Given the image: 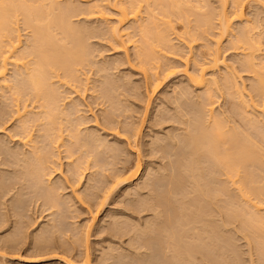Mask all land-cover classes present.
Here are the masks:
<instances>
[{"label": "rangeland", "instance_id": "374dc122", "mask_svg": "<svg viewBox=\"0 0 264 264\" xmlns=\"http://www.w3.org/2000/svg\"><path fill=\"white\" fill-rule=\"evenodd\" d=\"M56 1L57 5L73 6L74 13L69 20L77 29L79 25L84 28L90 58L88 63L75 68L78 81H70L72 86L64 84L66 79L61 71L60 81L53 79L60 92L57 99L60 104L57 103L71 121L65 120L61 113L51 126L50 137L43 135L46 121L38 114L39 100L31 94H21L14 99L12 91L0 87V264H66L67 257L81 264L85 252L90 264H264V203L256 210L252 206L257 201L253 194L249 196L250 201L244 202L237 189L239 184L235 182L239 177L244 179V175L232 176L234 182L231 183L225 174L220 172L222 175L217 176V172L216 177L221 181L219 187L218 180L208 175L213 167L206 159L200 165V175L178 167L191 155L189 136L194 135L199 126L208 127V116L212 114L209 111L213 112L212 117L222 118L224 130L234 127L242 137L250 136L264 154V120L259 110L264 107V100L253 89L257 72L250 66L247 68L244 57L249 50L239 40L240 32L245 29L250 34L249 40L252 37L257 42L253 53L259 60L264 58V0H244L241 20L230 16L231 0H226L223 6L220 0H204L201 5L203 0H189V4L187 0L181 8L187 18L168 13L173 26L168 34L171 44L166 48L157 47L155 68L146 65V73L139 67L135 47L126 44L122 50L111 36L110 28L118 24V12L110 5L113 0ZM154 1H141L139 15L128 17L117 26L132 37L135 44L141 40L140 33H136L137 24L146 21L151 10L153 15L160 14L162 5L157 6ZM194 1L200 6L206 5L201 11L193 7L197 10L189 14L187 8L195 5ZM94 4L99 6L101 14L96 13V8L91 12ZM222 10L232 18L230 30L223 34L219 24L221 15H218ZM204 11L207 14H203ZM208 11H212V18L208 17L211 24L208 22L210 26L206 28L201 26L204 21L199 20V24L195 19L206 17ZM196 12L203 17L193 16ZM21 21L17 22L19 50L25 48V43L30 44L32 34ZM196 22V28L202 30L204 26L206 30L201 33L197 29L201 34L197 38V32H193ZM190 33L195 34L196 39L189 40ZM126 35L122 39H126ZM213 50L219 57L214 67L208 63ZM201 65L204 82L196 86L188 80L184 70L195 75ZM13 69L12 65H7V77L13 76ZM165 71L170 74L163 75ZM153 72L159 75L154 89L150 84ZM212 78L217 79L216 86L210 82ZM237 88L243 97L239 96ZM23 104L27 106L28 116L36 115L41 119L27 121L22 132L20 124L25 117L19 116L16 108ZM241 113L246 115L244 119L248 115L258 122L251 125L242 119ZM70 130L87 138L82 140L81 137L79 142L71 144V154L66 149L71 141ZM58 133L62 143L59 147L52 143ZM19 136L24 139L18 141ZM135 144L138 151L132 147ZM32 150L41 157L50 156L45 170L38 171L40 174L33 170L37 167L33 166L36 158L33 159ZM136 163L140 164L136 178L109 188L112 175L128 171ZM75 169L83 174L79 184L74 183ZM262 170L248 172L264 202ZM178 173L181 177L176 180L174 176ZM193 177L211 192L226 187L213 196L211 203H206L198 195ZM222 182L224 184H220ZM107 188L112 190L107 191ZM47 195L54 201L47 199ZM104 195L108 197L104 199ZM164 197L169 199L168 203ZM49 199L54 206L48 205ZM252 214H258L263 223ZM186 221L190 222L182 230ZM168 222L181 233L180 240L192 247V259L171 249L169 233L162 228ZM205 225L215 229L219 238L214 244L202 247L193 228ZM36 236L48 240L41 249L35 244ZM7 237L13 239L5 242ZM203 241L209 243L208 238Z\"/></svg>", "mask_w": 264, "mask_h": 264}, {"label": "bare ground", "instance_id": "6f19581e", "mask_svg": "<svg viewBox=\"0 0 264 264\" xmlns=\"http://www.w3.org/2000/svg\"><path fill=\"white\" fill-rule=\"evenodd\" d=\"M141 1H143V0H113V2L111 1L112 3L111 4L109 3V4L111 6H113L116 9V11L118 12L117 13L118 24H122L125 20L128 19V17L136 18L140 13ZM155 1L157 3V6H159L158 4L162 5V7L160 6V9H161L160 14H159L160 16L156 15V14L153 15L152 10H151V12H149V13H151V15H147L148 18L146 17L147 20L146 21L143 20L144 23H142L143 21L141 23L137 22L138 23L137 27H135L136 30L138 28V31L136 33L138 34V32H139L140 33L139 35H141V37H140L141 38V40H140L141 44L139 43L140 45L135 44L136 41H134L132 37L126 35L125 33H122L124 31L122 28L121 29L119 27L117 28L118 24L115 25L116 27L113 26L109 30L111 33V36L115 40L117 46L119 48H121L122 50H125L126 44H129V45H132L133 47H135L134 53L136 55V58L139 59L138 60L139 65H140L139 67L141 68V70L144 73L147 72L148 66H151L150 69L155 68V66H154L155 60H156L155 53H156L157 47H161V48L165 47L166 48V46L169 47L171 44L170 38L168 36L170 35L169 32L171 33L170 30L173 28V26L170 24L171 21L168 18V13L170 12V14H171L173 12V13L177 14L179 17L184 15L183 17L187 18L185 16V13H183V10L181 9L182 6L184 7L183 4H186L187 0H155ZM198 1H197V3H196V1H194V3H193L195 5L197 4L196 6L191 4L192 6L190 5L191 7L190 6L188 7L191 9L187 8V10H189V14L191 12L194 13L198 8H199V10H197V11H201L204 8V6L206 5V4L204 6L202 5L203 6L202 7L200 5L203 4L202 2H204V0L201 1V3L199 2L200 5H198ZM220 1H221L222 6L226 3V0H220ZM106 2L108 3L110 1H106ZM244 2H245L244 0H231L232 14L230 16L233 19L235 18V19L241 20L244 17L243 16L244 15V12H243V5H244L243 3ZM57 3L58 2L56 0H44V1L43 0H0V87H4V88L8 89V91L9 90L12 91V94L15 95L14 99H18V97L21 94L23 96H25L27 94H31L36 98V100L37 99L39 100L40 103L38 106H40V109H39L40 112H38V114L40 113L41 118L42 119L44 118L46 121L45 122L46 124L43 123V125L45 124V126H43V133H44L43 135H45L47 137H50L52 135L53 129L51 126L54 123L55 119L59 115H61V113L64 112V109L62 112V108L60 107L61 105L59 106L60 100H57V99L59 97L58 94H60V92L58 91L57 85H55L56 87L54 86L55 80L53 81V79L58 78L57 81L59 82L60 81L59 79H61L63 76H65V77H63L64 80L66 79L65 81H63L64 84L67 85V83H68L69 87L72 86V83H70V81L73 83L78 81V78H76L77 76L75 74V72H76L75 68L78 67L79 65L81 66L83 63L84 64L88 63V59L90 58V57L88 58L89 55L87 54L89 52L87 50L88 48H86L87 46H85L86 45L85 40L87 38H84V32H83L84 28L81 27L82 25L81 26L79 25V28L77 29L76 25L75 24L73 25L69 20V17H71L74 13L73 6L70 7L69 4H67V6H62V5H66V4L57 5ZM187 4H189V0H188ZM68 7H70L71 9H69ZM98 7L99 6L95 5V4L91 5V8H92V9L90 8L91 12H93L92 10H94V8H96L97 9L96 13L101 14V11L98 9ZM193 7L197 8V9H193ZM87 12L89 13L90 11H87ZM71 13H72V15H71ZM199 13L196 12L193 16H195L196 14L197 15L202 14V13H200V14ZM208 13H209V11H208ZM210 13L206 16L207 18L210 15L212 18V13L211 14ZM219 13H218V15H221L220 16L221 19L219 20L220 21L219 22L220 33L223 34V33L228 32L230 30L232 18L229 15H226L224 10H222L221 14H219ZM203 14H207V11L206 12L204 11ZM19 15L21 16V18L18 17ZM155 15L157 16V18ZM206 17L199 18V16H197L195 21H197V22L199 20L201 22L204 21L203 24L199 23L200 21L198 23L201 24V26L205 25V27L208 28L210 26L209 24H211L210 23L211 21H209L210 17L208 18V20L206 19ZM19 19L20 20L22 19V21H21L23 23L22 25L24 27H26V29L30 28L29 31L32 32V34H30L31 36H29L31 39V40H29L30 44H29V42L27 40L28 38H27L26 40H27L29 45L27 46L25 43L24 44L25 48H22L20 50H19V48H21L20 47L21 40H20V33L18 30L19 28H18V24H17ZM187 22H188V19H187ZM197 22L194 24V27H193L194 28L193 32L195 34L197 32V29H198V27L197 28L195 27L196 24L198 25ZM208 22H209V24H208ZM120 26H122V25H120ZM203 27H202V30H201V28L198 29L199 31L201 30V33L202 32L204 33L205 27L204 28ZM81 28H82V30L80 31ZM195 28H196V31H195ZM245 28H247V27L245 26ZM56 30H58L57 33H59V32L60 33L59 34L55 33ZM248 30H249V28H248ZM245 31L246 30L244 29V31L242 30L243 33L240 32L241 37L239 36L240 37L239 40L243 45H245L244 46L245 49H247V51L249 50V52L245 53L246 55L244 57V58H246L245 59L246 66L248 65L247 68L250 66L252 71H254L255 73L257 72L256 73L257 74L256 75L257 81H256V85L253 87V89L256 90L257 93L259 94V96H261V99L264 100V58L259 60L258 57H256L257 55L255 56L254 53L256 51L254 48L255 47L257 48L258 46H257V44H254V43H257V42L256 41L254 42V39L252 37H251V40H253V42L251 40H249L250 37L248 38L247 36H250V34H248V32L247 31L245 32ZM86 32H88V31H86ZM199 33L200 32H197L196 38H197V35ZM246 33H247V35H245V36L247 38L244 36V34H246ZM191 34L192 33L189 34L190 35L189 40L196 39L194 36L195 34H193V35H191ZM58 35H59V37H58ZM125 35H126V39H122V37H124ZM199 35H201V34H199ZM239 40L237 43H240ZM242 40H243V42H242ZM216 43L217 44L219 43V39L216 40ZM26 46L28 49L26 48ZM216 52H217L216 50L215 51L213 50V52L211 54V58H209L208 63L211 64L210 66H212V67L216 66L217 63L219 62V57L217 56ZM26 58H29V59L26 61L25 60ZM255 60L256 61L258 60V61L256 62ZM8 64L12 65L14 68L13 69L14 70L13 76L11 78L9 76L8 77L6 76ZM146 65H148V66L146 67ZM198 67H199V68H197L198 70L196 69L198 71V73H196L197 72L196 71L194 73L195 75L188 73L187 70H184V74L186 75L188 80L190 82H192L193 85L202 86V84L204 82V77H203V74H204L203 69L204 68L202 67V65L198 66ZM252 67H255L254 70ZM256 67L258 68V70ZM59 71H61L60 74L63 75L61 78L59 77V76H61V75H59ZM165 72L163 74L165 76L170 74V71H168L166 73ZM146 75H150V74H146ZM148 78H149V76H148ZM225 79H227V77ZM216 80L217 79H215V78L211 79L210 82L213 84V86L215 84L217 85ZM158 81H159L158 73L153 72V78L151 79V83H150L153 85V89L157 86ZM212 84L211 85L209 84V85L212 86ZM59 87H61V85ZM208 91H210V88L208 89ZM238 94L240 97L241 96L243 97V95L240 94L239 89H238ZM26 107H27L26 104H23L21 108H16V113L19 116L25 117L20 124V126L22 128V132H23V129H25V123L27 121H29V120L35 121V120L41 119L39 117H38L39 118L38 119L36 115L28 116L27 115L28 111H27ZM73 109H75V108H73ZM259 110L261 113L260 116H262V120H264V107H262V109H259ZM209 112L213 114V112H211V111H209ZM242 114L243 113H241L242 119L245 121L248 120L249 123H251V125H253V124L256 125V123L258 122V121H256L255 118H253V119H252V117L249 118L248 115H247L248 118L245 117V119H244L243 117L246 115L244 114L242 116ZM63 115H64V118L66 120L67 117H65L64 113H63ZM67 115L70 116V112ZM71 115H72V113H71ZM211 115L208 116L210 118L208 127L205 128V126H204V128H203L201 126H199V127L197 126L198 129L195 133H193L194 135L191 134L192 137L189 136V138L190 137L191 138L187 139V140H189L188 142H190L191 155L186 160L185 163L178 164V167H183L184 171H189V172H193L197 175H200V171H201L200 169L202 168V166H200V165L206 159L207 162H209V163L211 162V166L213 167V172L209 173L208 174L209 176H211L213 179H215V178L219 179V177H216L217 172L219 174V175L217 174V176H220L223 173V175L225 174L224 176H226L231 183L234 182L231 178L232 176H235L239 173H242L241 176L244 175L243 176L244 179L239 177V181H235L236 183L238 182V184H239L237 189L239 191H241L240 195H241L242 199L244 200V202H246V203L248 201H250L249 196H251L253 194L255 196V198H257V201H256V203H253L252 206L256 210H258V208L264 202H263L262 198L259 197V195L261 193L259 187L255 184L253 176L248 171L251 169L257 170L259 173L261 171H263L262 169H264V154H261V151L259 150L261 148L258 145H256L255 142H253L251 140L252 138H250V136H247L248 137L247 138L246 135L243 134V135H245V137L244 136L242 137L241 135H239L242 133H240L239 131H236L237 129H233L234 127L231 128L232 130L230 128H229L230 130L229 129L224 130L225 123L222 120V118H220L219 115H217V116L213 115V117ZM68 121H71V120H68ZM72 122H70V124ZM255 125H253V126H255ZM71 126H72V124H71ZM76 130L73 132L70 130L72 133L71 132L69 133V131H68V134L70 136L69 139L71 141L69 143V148L67 146L66 149H67V152H69V153H70L69 149L71 148V144L73 145V144L79 142L80 141L79 139L82 137V136L79 137L78 134H80V133L79 132L77 133ZM19 137L20 138L18 141H21L22 139H24V137H22V136H19ZM60 137H61V135L58 133V135H55L54 139L52 140V143L58 144V147L62 146L61 145L62 143L60 144ZM81 139L87 140V138H83V137ZM89 140L91 141V139H88V141ZM23 142H24V140H23ZM135 142L137 143V141L134 140V143ZM98 145H100V144H98ZM188 145H189V143H188ZM58 147H56V148H58ZM132 147H134L136 149L137 146L135 144ZM30 153L33 156V159L36 158V160L34 159L35 160L34 162L36 164L34 163L33 166H35L37 168L32 167V168H34L33 170L34 171L36 170L35 172H37V173H39L38 171L45 170L44 168L46 166H44V165L46 163V160L50 156L48 154H45L44 157L43 156L41 157L40 153L36 152L35 150H32ZM70 154H67V156H69ZM248 168H249V170H248ZM139 172H140V164L136 163L134 165V167L128 171L124 172L122 170L118 173H115L111 177L112 182H111V186L109 188L112 187V189H113L115 185L118 186V184L121 185V184H124V183L131 181L132 179L137 177ZM220 172H222V173L220 174ZM82 175L83 174L80 171L79 172L77 171L74 174V183L75 184H79V182L81 181V178L83 177ZM40 176H38V177H40ZM174 177L176 180H179L181 177V174L178 173ZM217 180H215V181H217ZM219 182H221V181L218 180V185H219ZM243 183H245V184H243ZM112 184H113V186H112ZM193 184H194V187H195L198 195L206 203H211L213 196H215L217 193L220 194L221 191H223V189H225L223 187H226L224 185V186H222V188H219V187H221L219 185L216 193H215V191L211 192L209 189H206L203 186V184L200 182V180H198L194 177H193ZM220 184H224V183L222 182ZM240 184H243V185L240 186ZM246 184H247V186H246ZM109 188H107L106 190L108 191ZM242 188H244V189L242 190ZM112 189H110V190H112ZM168 189H169L168 192H170V190H171L170 187ZM49 195H52V193L50 194V192H49ZM49 195H47L48 197L47 196H45V197L47 199L50 197V199H51L52 197ZM103 197L105 199L108 197V195H107V197L105 195ZM50 199L47 201L48 205L50 204V206L51 205L54 206V204L52 203L54 201V199L52 198L53 201H51L52 199L51 200ZM164 199L168 203L169 199L167 197H164ZM104 202H105V200H104ZM104 202H100V205H102V203L104 204ZM252 213H254V212H252ZM252 215L257 219V221H261V223H263L261 220V217H259L258 214H252ZM189 222L190 221H186L184 224H182V226H183L182 230L184 229L185 226H187V224ZM171 227L172 226L170 225L169 222L167 225L162 226V228H164V230H167V232L169 233L168 238H169V241L171 240L170 241L171 245H172V246L170 245L171 249L174 250L176 253H185V255L188 259H190V258L192 259L193 258L192 247L187 242H183L182 240H180L181 233L177 232L176 230H174ZM193 229L195 232V237L197 239L200 238V240H201L200 246L203 245L202 247H207L210 244H214L216 242V240L219 238V235L216 233V230L215 229L211 230L210 227L207 225H205L204 228L203 227L202 228L194 227ZM210 231H211V234H209ZM182 236L185 237V235H182ZM37 237L38 236H36L35 244H37L38 248H40V247L43 248L42 246L44 244H46V242H48V240L46 239V237H41V238H39V237L37 238ZM7 238H6L7 241L4 240L5 242H10V240L13 239V238H11V239L8 238L9 239L8 240ZM205 238H208L209 243H205L203 241V240H205ZM191 244H192V242H191ZM5 246H6V244H5ZM167 246H169V245H167ZM65 255H66V253H65ZM62 257L65 258L64 255ZM64 258H62V259L64 260ZM67 258H65L66 264H76V263H74V261H71L70 259H67ZM81 261H82L81 264H90L91 261L89 259V255L87 252H85L84 255L82 256Z\"/></svg>", "mask_w": 264, "mask_h": 264}]
</instances>
